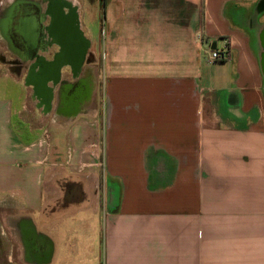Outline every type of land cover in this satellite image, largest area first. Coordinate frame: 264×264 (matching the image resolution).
Wrapping results in <instances>:
<instances>
[{
    "label": "crops",
    "instance_id": "0c3cea01",
    "mask_svg": "<svg viewBox=\"0 0 264 264\" xmlns=\"http://www.w3.org/2000/svg\"><path fill=\"white\" fill-rule=\"evenodd\" d=\"M102 8V116L46 112L0 49V118L43 135L36 163L0 152V264H264V0Z\"/></svg>",
    "mask_w": 264,
    "mask_h": 264
},
{
    "label": "flooded vegetation",
    "instance_id": "af4514ba",
    "mask_svg": "<svg viewBox=\"0 0 264 264\" xmlns=\"http://www.w3.org/2000/svg\"><path fill=\"white\" fill-rule=\"evenodd\" d=\"M82 25V14L67 0H0V34L7 43L6 50L0 44L1 61L24 75L46 112L56 94L60 110L70 112L91 100L90 81H75L93 60Z\"/></svg>",
    "mask_w": 264,
    "mask_h": 264
},
{
    "label": "rangeland",
    "instance_id": "374dc122",
    "mask_svg": "<svg viewBox=\"0 0 264 264\" xmlns=\"http://www.w3.org/2000/svg\"><path fill=\"white\" fill-rule=\"evenodd\" d=\"M85 6L83 10V24H84V30L86 36L90 39L91 46L90 50L88 51V55L92 57V61H88L84 67L83 71L81 72V75H78L76 77L75 81H79L82 79H87L90 81V88L92 89V95L91 99H89L92 103L93 98L92 96H95L96 102H100V115H103V81L101 77V59L99 58L98 54V44L99 41H102L103 36V8H102V0H85ZM69 73H66L65 78H69ZM23 85L25 84V78L23 77ZM27 84V83H26ZM10 92H11V99L12 102L16 103L17 105H20L21 102L18 101V98H20L21 94L23 93V87H16L13 83H10ZM27 90L29 93H35L33 88L28 85ZM59 89V88H57ZM31 95V94H30ZM31 101L30 98H28L27 106L30 109H27L25 116L28 121H30L32 124L39 122L41 117V127L43 134L49 135V132L51 130L52 126V120L53 119V113L50 115L43 114L42 116H39V114L36 113V111L31 107ZM67 106L64 108L67 111ZM12 112L9 111L7 108L1 109V118H0V152L5 150L7 153H10L12 155H9L11 158L10 162L12 163H19V164H25V163H36L33 161V159L38 158L41 154L40 152H43L41 148V142L40 133L30 132V127L28 126L24 120L16 116H12ZM37 125L36 127H39ZM46 142V144L43 142L44 146L48 145V151H49V141H47V138L43 140ZM8 156V157H9ZM46 162V161H44ZM17 163V164H18ZM48 163V162H47Z\"/></svg>",
    "mask_w": 264,
    "mask_h": 264
},
{
    "label": "built area",
    "instance_id": "2783aa9c",
    "mask_svg": "<svg viewBox=\"0 0 264 264\" xmlns=\"http://www.w3.org/2000/svg\"><path fill=\"white\" fill-rule=\"evenodd\" d=\"M226 59H227V53L226 52L213 51L211 53V61L212 62L225 61Z\"/></svg>",
    "mask_w": 264,
    "mask_h": 264
},
{
    "label": "bare ground",
    "instance_id": "6f19581e",
    "mask_svg": "<svg viewBox=\"0 0 264 264\" xmlns=\"http://www.w3.org/2000/svg\"><path fill=\"white\" fill-rule=\"evenodd\" d=\"M39 71V70H38Z\"/></svg>",
    "mask_w": 264,
    "mask_h": 264
}]
</instances>
